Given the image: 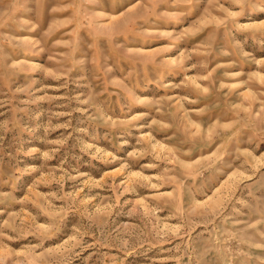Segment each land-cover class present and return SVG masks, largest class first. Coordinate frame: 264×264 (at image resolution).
Masks as SVG:
<instances>
[{
    "label": "rangeland",
    "instance_id": "rangeland-1",
    "mask_svg": "<svg viewBox=\"0 0 264 264\" xmlns=\"http://www.w3.org/2000/svg\"><path fill=\"white\" fill-rule=\"evenodd\" d=\"M0 264H264V0H0Z\"/></svg>",
    "mask_w": 264,
    "mask_h": 264
}]
</instances>
